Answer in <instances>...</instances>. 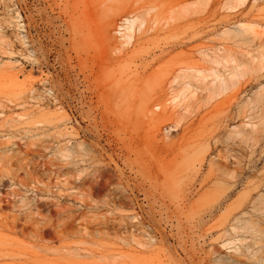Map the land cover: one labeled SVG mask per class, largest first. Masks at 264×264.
I'll use <instances>...</instances> for the list:
<instances>
[{
    "label": "bare ground",
    "instance_id": "6f19581e",
    "mask_svg": "<svg viewBox=\"0 0 264 264\" xmlns=\"http://www.w3.org/2000/svg\"><path fill=\"white\" fill-rule=\"evenodd\" d=\"M78 1L79 0H53L52 2L55 5L53 6L56 7L59 12L56 21H59L61 24L60 27H63L65 31L70 33V41L72 43L70 45H73V51L76 56L75 59H77L78 62V74L75 77H77V86L79 89L78 99L80 104L79 107H81L80 117L83 121L86 119L88 122V128L85 127L87 130H81L83 136H80L81 139L77 143L79 150V162L75 170V188L78 194L77 196L80 197V200H90L89 202L91 203L98 202L108 197L111 191L119 192L118 195L120 196L118 198L119 201L122 202L120 203L124 207H122L124 212L129 215L128 218H130V220H137V223L135 225L133 224L134 226H131V223H129V228L125 229V234L127 236L125 237L124 242L127 246V255L125 254L124 258L127 259V264H133V262L136 263V260L139 263L141 262V264L264 263V194H259L256 197L252 196L253 192L259 190L262 186V181L255 184L248 182L249 178L254 175L251 170L255 168L253 167V164L256 163L251 156H248V154L250 150V152H254V148L260 144L264 134V116L261 117L259 123L255 124L254 117H252L251 113L249 114L251 111L249 107L262 100L261 92L264 91V89H260L252 95L248 93L247 96L242 99V95L246 94L247 88L253 84V73H257L264 68V57L261 55H253L248 51H246V53L237 52L235 50L233 51L232 48L225 46L222 47L223 45L219 47H208L206 41L205 43H196L197 34L204 31L207 25L212 22V19L219 16L221 10L238 13L241 7L244 6L245 0H233V3H231L230 0H203L205 6L200 0V4L204 7L200 4V6H197L199 2L196 1L197 5L195 4L193 7L191 5L190 7H185L186 9L183 8L184 10L182 9L184 15L183 13H179L180 19L182 20L181 16L183 15L188 21L186 22L193 27L192 30L196 29L194 30L195 33L191 35L193 37H191L192 39L190 40L192 44L185 60L183 62H177L176 65L174 64L175 66H170L168 63L164 64L165 66H157V69H155L156 67L154 66V63L159 62L160 59L153 60L154 63L151 62L152 60H149L151 62L149 63L147 59L148 63L144 61L142 66L139 64L142 73L139 74L137 70V72H135L136 74L134 73L135 76H131L132 78L134 77L135 79L138 78L141 80L142 84H147L152 78L157 85H166L171 93L169 94L166 91H163V93H166H164V95L161 94L162 96H160V98H158L159 95L156 98L157 92L154 89L152 91L156 92L155 97L150 96L147 93V98L144 97L145 99L141 98L140 100L138 98V102L140 103L141 101L143 104H139L138 108L140 110H138V112L134 113L135 111H132V113H134L133 115H131L130 111H127L130 108L126 109L124 108L125 106L122 107L123 103H121H125V99H127L125 94L129 89L125 92L123 90H125L126 87L124 89L123 86L122 94L120 93L121 90H117V87L121 86V82L123 81L122 75L126 74V72L123 74V69L125 70V67L127 66L124 65L125 67L122 69V66L120 67V65H117L120 68V72H122L121 74L120 72L117 74L115 68V70H113L117 75H121V77H118L119 79L121 78V81L115 77L114 73L107 74L110 75L108 78L110 81L113 79L114 75V80L118 79L117 81L119 82L118 84V82L116 83L114 80L111 81V83L113 82L111 86H113L114 83L117 84L114 88L116 90L111 87L112 90L115 91L111 94H116L117 96H113H115V98L117 97L116 99L119 100L117 102L115 98H112L113 102L114 99L115 102H117L115 106L113 105L115 102L113 104L110 103L113 107L106 105V102L103 99L104 96L102 97L104 94L100 93V86L97 83L98 81L100 83L101 80L99 79L102 76L100 73L107 65L105 63L106 65L104 67L102 66L105 61H109L107 63L110 67L112 64L110 65L109 63L112 60H119L120 63L122 62V57L116 56V58H114L112 55L115 53V56L118 52L119 56V54H122L123 52L121 49H126V45L130 46L133 36L137 31V27L139 32H143L144 30L142 29L144 27L146 28V24H149V29L147 28V30H145L146 34L149 30H154L155 24L157 26V23L160 22V12L162 10L161 8L159 9L161 6L158 4L159 0H144V4L139 7H137V5L141 3L139 1V3L136 1L138 4L134 1V3H132L133 5L128 2L131 4L129 6L131 7L130 10L132 7V10L136 7V12H131H135L136 14H133L135 16L132 18L129 17L132 14L128 13L124 17L123 22H121V26L118 28L120 30L119 35L121 36L120 41H122L118 44L121 45V49L118 48L119 46L114 47V44V48L111 47L105 36V32L107 33V31H105V24L107 25L105 21L107 20L105 19L110 16L111 12L113 15V0H80V3ZM166 1L164 0L163 4ZM174 1L178 3L180 0H173V2ZM173 2L169 3L168 1L169 4ZM176 2L174 3L177 4ZM77 3L80 5L78 6ZM118 3L119 1L115 4ZM166 4L167 3L164 4V7H170L173 5ZM47 7H41L40 14H42V21L49 24L53 22V20L47 13ZM200 7H202V9ZM159 10L161 11L159 12ZM110 19L111 18H109V20ZM53 24L52 26H54ZM200 25L202 28L200 27L198 29L197 27ZM56 31L57 30L54 32ZM223 33L226 34L225 32ZM59 34L62 35V30L59 31ZM94 34L95 39L97 40L98 38L102 43V45L96 46H104L103 48L106 53L103 52L104 54L101 55L91 53V50L93 49L91 38ZM145 34L143 35L145 36ZM233 34L234 37H242L249 34L252 38H257L264 33L255 31L252 26L241 25ZM189 38L190 37H188V40ZM137 39L139 40V38ZM152 40L150 39V41ZM90 41L91 43L88 45L87 43ZM106 41H108V43H106ZM62 42L64 41H61V44ZM100 42L96 43L101 44ZM41 48L44 49L43 47ZM97 50L99 51V49H96V51ZM96 51L94 50V52ZM167 51L169 52V50H166V52ZM42 52L43 51H41V53ZM35 54L39 57V53ZM123 55L125 56V54ZM178 59L176 60L175 58L176 61H178ZM162 60L164 61L165 59ZM175 60L173 62H175ZM172 61H170V63ZM167 65L169 66L166 67ZM137 67L135 69H137ZM119 68L117 70H119ZM104 72L106 73L105 70ZM9 73H11L14 78H18L17 73ZM128 74L129 73H127V75ZM131 77L129 76L128 78L132 80V82L126 78L123 83L130 81L129 83L134 84L135 80ZM129 83H127L128 87H132V84L129 85ZM152 83L150 85H152ZM134 86L136 87V85ZM149 88H151V86ZM164 89L166 88H161L160 91ZM160 91L158 90L157 94H160ZM123 92H125L124 97H126L124 100L122 99L124 98ZM151 92L149 91V93ZM119 95L122 96L121 99H118L120 97ZM151 95H153V93ZM133 96L129 97L128 95V98H132ZM101 99L103 100L102 102ZM240 99L243 100V106L237 117V119L241 120L240 124L234 125L231 129L230 125L223 128L220 126L221 122L218 124L214 122L215 117H218L216 114L221 111L226 112V118H230L231 112L229 110L232 109L233 111V105L238 103ZM103 102H105V105ZM119 102L121 103V107H119ZM140 105L144 106L140 108ZM227 105L228 108H222ZM168 106H170L169 110L167 109ZM46 108L50 111L49 106ZM85 108L87 109L86 112L84 111ZM158 110L161 112L159 113ZM54 112L57 113V109ZM261 114L264 115V111ZM166 121H169V123L172 122V124L165 126ZM100 128L102 130H100ZM222 129L229 130H226L223 135ZM171 131L178 132V134L176 133V136L171 137L169 135ZM86 132L89 133L90 138L93 139V144H96L94 146L100 147L105 153V155L102 154V152L100 153L99 161L94 158L97 162H100L98 167H96V162L89 160V163L87 161L88 159L86 160L87 153L84 154L86 152L84 148ZM102 132L104 134H102ZM102 142H104V144L101 146ZM106 149L109 150L111 154H108ZM189 149H192L191 152L193 153L190 160H187L190 161V163L188 166L186 165V167L182 168L185 164L183 161L185 155L183 156V154ZM89 153L90 152H88V155H90ZM170 155L174 156L173 158L176 162L183 159L181 162L183 161L182 163H184L181 167V162L179 161L180 166L173 175H169L167 172H161V170H158L155 166L147 165L149 160L151 161L153 158V160L158 159L155 157L163 158L162 156H164L166 158ZM120 165L129 170L132 179L126 178L128 181L125 182V172L123 173L124 170H121L122 168ZM157 166L158 165H156V167ZM202 170L207 172L203 173ZM249 184H252V195L247 196L248 194L246 195L245 193L244 196L246 195L248 197L245 201L237 199L233 200L237 194V190L241 187L249 189V186H244ZM139 196L143 197L142 200L146 204V209L137 204ZM144 211H146L148 215L147 218L150 216V219L156 223L155 225H160V228L165 225L166 228L169 229L168 233L176 239L175 241L178 244L177 246L180 250L181 257L173 255V251L171 252V250L162 249L164 241H167L170 237H166L167 240H165V233L163 234L160 232L159 227H157V230L159 231H155L153 234H151V229H153L151 227V233L144 231L145 229H140L139 231L146 232L147 234H145L147 236V242L146 240L145 242L142 240V238L145 239L143 237L144 233H138L135 228L138 225V228H144V226L141 225L144 223L143 215L140 214V212ZM33 212L34 216L38 218L34 225V230L37 233L38 238L41 241L53 242L56 239L58 231L56 227L49 226L51 219L48 218L47 215H44L42 207H36ZM196 212L199 214L203 213L207 218H210L208 221L211 220L208 224L206 223L207 227L204 232L208 235H212L214 231L220 230L221 233V236H217L218 239H215V241L220 240L219 244L221 247L217 248V250L216 248H214L215 250H210L209 253H206L207 257L205 254L202 255L203 253H199V251L194 248L193 242L190 245L191 248H189L190 246L188 247L189 240L192 239L188 235L189 232H186L185 230L186 225H184V223L187 222V220L185 218L183 223L182 218L184 217L183 215H186L187 213L193 214ZM1 216L0 227L6 226V218ZM216 216H218V220L216 218V222L212 223ZM189 218L188 222H190ZM190 220H192V223L189 224V229H191V225L193 224V218ZM11 229L22 230L23 226L13 224ZM163 230H165V228ZM135 231L137 232L138 237L135 235L136 233L134 234ZM77 232L87 236L90 234L88 228L85 226L77 227ZM204 232L202 231V233ZM141 234L142 237L139 236ZM203 238L204 237H202V239ZM243 243L247 244L245 245ZM175 244H170V249H173ZM137 247H139V249ZM223 248H231L237 255L221 254L218 249ZM143 249H146L145 251L149 252L151 255L147 253L149 256L146 257L145 252L142 251ZM136 254L137 256H134ZM74 255L77 257L94 259L98 257L93 253L85 255L76 253ZM119 256L124 255L120 254ZM100 257H98V259H100Z\"/></svg>",
    "mask_w": 264,
    "mask_h": 264
},
{
    "label": "rangeland",
    "instance_id": "374dc122",
    "mask_svg": "<svg viewBox=\"0 0 264 264\" xmlns=\"http://www.w3.org/2000/svg\"><path fill=\"white\" fill-rule=\"evenodd\" d=\"M118 1L119 3L115 4ZM118 1H110L112 2V6L114 5V7H112L114 10H112L113 15L111 12V14L109 13L111 17L108 16L105 19L107 20L105 21L107 23V25L105 24V31H107V33L104 32L106 40L109 41V43L108 41H106V43L110 44L111 47H113L114 44V47L119 46L118 48H120L121 45L119 44L122 41H120L121 36L119 35L120 30L118 28L121 26V22H123L124 17L128 13L132 14L129 17L133 18L135 16L133 14H136V5L134 6V10H132L133 7L130 10L131 7L129 6L134 3V1H139L141 2H138L139 4L136 2L138 4L137 7H139L144 4V0ZM163 1L164 0H159L158 2V4L161 5L159 9L161 8L162 10H159V12L161 11V17L158 19L163 23L161 24L158 22L159 24L157 23V26L155 24V28L153 25L154 30H149L150 33L148 32L146 34L145 30H147V28L149 29V24H146V28L144 27L142 29L144 30V33L142 31L139 32L137 27L136 30L138 33L137 31L135 32L130 46H124L126 49L124 47V49L120 48L123 52L122 54L120 53L119 56L118 52L116 53L117 55L114 56L115 53L112 55L114 58H116V56L122 57V62L120 63L119 60L110 61L109 64H112V66L116 63L114 67L108 66L107 62L109 61H105L102 65L104 67L107 64L104 67L106 73L102 69L101 73H103H100L102 76L101 78L99 77V80L101 81L100 83L98 81L97 84L100 86V93L104 94L101 95L102 97L104 96L103 99L106 102V105L113 107V105L115 106L119 101L116 99L117 97L115 98V96H113L116 94H111L116 90L114 88L117 86L116 83L118 82V77H121V75H117L120 72V68L117 65H120V67L122 66V69L127 66L125 67V70L123 69V74L126 72V77L125 75H122V80L125 81L126 78L129 79V76H135L137 70L139 74L142 73L140 66L143 65L144 61L148 63L149 60H152L151 62L154 63L153 60L160 59L159 62L154 63V66L156 67L155 69H157V66H165L164 64L168 63L170 66H175L177 62H183L188 55L192 44L190 40L193 38L191 35L195 33L194 30L196 29L192 30L193 27H191L190 24L187 23L188 21L183 17V8L190 7L191 5L193 7L197 2L199 3L196 5L200 6V2L202 1L203 4V0H180L181 2L179 1L178 3L174 1L177 4H175L173 0H168L169 3L173 2L175 5L173 3H171L173 4L171 5L165 0V3H167L166 5L169 4L171 5L170 7H164L165 3L163 4ZM230 1L233 3V0ZM52 2L53 0H0V216L2 215L1 217L6 218L7 221L6 226L0 227V264H127V259L124 258L125 254L127 255V246L124 242L125 237L127 236L125 234V229L129 228V223H131V226H134L137 223V220H130V218H128L129 215L124 212V207L121 205L122 202L119 201L118 198L120 196L118 195L119 192L111 191L108 197L98 202L91 203L89 202L90 200L82 201L80 200V197L77 196L78 194L75 188V170L79 162L77 143L81 139L80 136H83L82 131L87 130L88 122L86 119L83 121L80 117L81 107H79L80 104L78 99L79 89L77 86V77H75L78 74V62L77 59H75L76 56L73 51V45H70L72 44L70 41V33L65 31L63 27H60V22L56 21L59 12ZM78 2L80 3V0ZM79 5L80 4H78V6ZM43 6H48L47 13L52 17L51 19L53 22L49 24L42 21V14H40V12L41 7ZM200 8L202 9V7ZM132 11L135 12L131 13ZM179 13H183V15L181 14L182 20L180 19ZM219 13L220 14L217 18L212 19V22L207 25V27L205 26L206 29H204V31L197 34L196 43H205L206 41L208 47H219L223 45L222 47L225 46L232 48L233 51L235 50L241 53H246V51H248L253 55H261L264 57V34L257 38H252L249 34L242 37H234L233 34L241 25L252 26L255 31L264 33V0H245L244 6L241 7L238 13L222 10ZM109 18L111 19L109 20ZM52 24L54 26H52ZM200 27L201 25L197 28L199 29ZM55 30L58 32H54ZM61 30L62 35L59 34V31ZM142 33L145 34V36ZM188 37H190L189 40ZM137 38H139L140 41ZM93 39H95V34L91 38L93 43H91V41L87 43L88 45L91 43L93 46L91 53H97L98 55L106 53L103 48L104 46H99L100 48L96 46L102 45L99 39L97 38L98 41L95 40L101 44H97ZM150 39L154 40L150 41ZM61 41L64 42L61 44ZM96 49H99V51L97 50V52ZM94 50L96 52H94ZM166 50H169V52L167 51V53ZM41 51L43 52L41 53ZM35 53H39V57L36 56L37 54ZM123 54H125V56ZM129 56L132 59H130ZM175 58L176 60L179 58L178 61H176ZM162 59L165 60L163 61ZM173 59L175 62H173ZM169 60L173 61L170 63ZM150 61L149 63H151ZM117 67L119 70H117ZM136 67L137 69H135ZM113 70L117 71V74ZM9 72L17 73L18 78H14ZM111 73H114L115 77L118 78L117 80H114L115 77L113 75L111 81H116L113 86H111L113 82L111 83L110 79H108L110 75H107ZM121 73L122 72H120V74ZM127 73L130 75L128 74V76ZM252 78L253 84L247 88L246 94L242 95V99L245 98L248 93L252 95L260 89H264V68L257 73L254 72ZM132 79L135 80V82L133 81L134 84L129 83L130 81L132 82L130 79L129 82L127 81L129 85L132 84V87H128L127 83H123V81L121 82V86H118L121 88L117 87V90H121V94L123 86L124 89L126 87L123 91L126 92L127 89H129V92L127 91L128 94L127 92L126 94L123 92V97L125 94L127 99H125L126 97L122 98L123 100L125 99V103H121H123L122 107L125 106L124 108L126 109L130 108L127 111H130L131 115L140 110L138 108L139 104H143V102L140 101L139 103L138 101L141 98H147V93L154 97L157 95L156 98L158 95V98H160V96L164 95L166 92L169 94L171 93L166 85H157L152 78L153 83L150 79V82L147 84H142L141 80L138 78L135 79L133 77ZM119 80L121 81V78ZM151 83L152 85H150ZM134 85H136V87ZM149 85L151 88H149ZM111 87H113L114 90H112ZM161 88H166L167 90L164 89L161 90V92ZM154 89L157 93L159 90L160 94L152 91ZM149 91L152 92L149 93ZM163 91L166 92L163 93ZM152 93L153 95H151ZM261 94L262 100L249 107L251 109L249 114L251 113L252 117H254L255 124L259 123L261 117L264 116L261 114L264 111V91H262ZM128 95L129 97L134 96L128 98ZM121 97L122 96L118 99H121ZM112 98L117 100V102H115L114 99L115 104H113L114 102ZM242 99L234 104L235 106L233 105V111L232 109L229 110L231 112L230 118H226V112L221 111L219 112L220 114H216L218 117H215L214 122L216 124L221 122L220 126L223 128L230 125L231 129L234 125L240 124L241 120L237 119V117L243 106ZM102 101L103 100L101 99V102ZM105 102H103L104 105ZM110 103L113 105L111 106ZM121 103L119 102V107H121ZM47 106L50 107V111L47 110ZM222 108H228V105ZM56 109L57 113L54 112ZM167 109L169 110L170 106H168ZM84 111L86 112L87 109L85 108ZM132 111L135 112L132 113ZM158 112L160 113L161 111L158 110ZM166 123L165 126L172 124V122L169 123V121H166ZM100 130L102 129L100 128ZM226 130L228 131L229 129ZM226 130L222 129L223 135ZM165 132L164 134L166 135ZM176 133L178 134V132L171 131L169 135L174 137L177 135ZM102 134L104 133L102 132ZM89 135L90 134L86 132V138L84 137L85 140L83 139L85 141L84 148L86 151H84V154L87 153L86 160L88 159L87 161L89 163V160H92L97 163L96 167H98L100 162H97L96 159L99 161L100 153L102 152L104 155L105 153L100 147L94 146L96 144H93L94 141ZM103 144L104 142H102L101 146ZM191 150L189 149V152L187 151L183 154L187 159L184 156V160L180 159L176 162L173 155H170L171 157L167 156L166 158L164 156H162L163 158L155 157L158 159L153 160V158L151 161L149 160L147 165L155 166V168L161 170V172H167V174L173 175L180 166L179 164L181 160L185 163H182L183 161L181 162V167L184 164L182 168L189 165L190 161L187 160H190L193 154ZM87 151L90 152V155H88ZM250 151L248 156H251L256 163L253 164V167L255 168L251 170L254 175L249 178L248 182L255 184L262 181V186L259 190L253 192L251 191L252 184L244 185L246 187L249 186V189H244L243 187L239 188L233 200L237 199L245 201L246 198H248L247 196L252 195V192V196L254 197L262 193L264 194V134L260 144L254 148V152ZM107 152L108 154H111L109 150H107ZM156 165L158 166L156 167ZM120 166L122 168L121 170H124L123 173L125 172V179H132L129 170L122 165ZM202 171L203 173L207 172L205 170ZM127 179L125 182L128 181ZM245 193L248 195L244 196ZM138 198L137 204L146 209V204L142 200L143 197L139 196ZM36 207L43 208L44 215H47V217L51 219L49 226L56 227L58 231L56 239L53 242L41 241L34 230V225L38 220L33 212ZM145 213L146 211L140 212V214L143 215L144 223L141 225H143L144 228H138L139 225H136V231L140 233V229H145L144 231L148 233H151L152 231L151 234H153V232L160 230L163 234L165 233V238L170 237L168 240L167 238L165 239L167 241H164L162 245L164 248L162 247V249L171 250V252L173 251V255L181 257L180 250L177 246L178 244L175 241L176 239L168 233L169 229H167L165 225L163 226V224L162 228H165L166 231L160 228V225H155L156 223L150 219V216L147 218L148 215L147 213L145 215ZM197 213L198 212L191 214L192 217L189 213L183 215L184 217L182 216L183 223L185 218L188 222V218L190 217V222L184 223V225H186V228H184L186 232H189L188 235L192 239L189 240L188 247L193 242L194 248H196L199 253H203L202 255L205 254L207 257L206 253H209L210 250H215L214 248L217 250V248L221 247L219 244L220 240L215 241V239H218V237L221 236V233L220 230L214 231V235H208L204 232L207 227L206 223L208 224L211 220L208 221L210 218H207L203 213H198L200 216ZM218 216L214 218L212 223L216 222V218L218 220ZM191 218H193V224L191 225V229H189V224L192 223V220H190ZM151 223L153 224V227ZM13 224L22 225L23 229L12 230L11 227ZM80 226L87 227L90 234L87 236L78 233L77 227ZM157 227L160 229L157 230ZM136 231L134 232V234L136 233L135 235H137ZM202 231L204 233H202ZM146 232H141L144 233L143 237L145 239L142 238L144 242L145 240L147 242ZM139 236L142 237V234ZM202 237L204 238L202 239ZM167 244L168 246L170 244L175 245L173 246V249H170V246L168 247ZM243 244L246 245L247 243ZM137 248L139 249V247ZM189 248H191V246ZM145 250L143 249L142 251L145 252L147 257L150 253ZM218 250L221 254L237 255L231 248ZM76 253L82 255L93 253L98 257L101 256V260L98 259V257L96 259L77 257L74 255ZM120 254L124 256H119ZM134 256H137V254ZM137 263H139L137 260L136 263L133 262V264ZM139 264H141V262Z\"/></svg>",
    "mask_w": 264,
    "mask_h": 264
}]
</instances>
